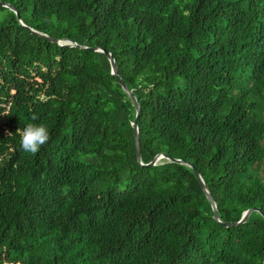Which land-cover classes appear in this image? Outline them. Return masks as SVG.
Here are the masks:
<instances>
[{"label":"trees","instance_id":"obj_1","mask_svg":"<svg viewBox=\"0 0 264 264\" xmlns=\"http://www.w3.org/2000/svg\"><path fill=\"white\" fill-rule=\"evenodd\" d=\"M91 48L142 163L182 164L140 165ZM188 164L222 223L264 212V0H0V264H264Z\"/></svg>","mask_w":264,"mask_h":264},{"label":"water","instance_id":"obj_2","mask_svg":"<svg viewBox=\"0 0 264 264\" xmlns=\"http://www.w3.org/2000/svg\"><path fill=\"white\" fill-rule=\"evenodd\" d=\"M4 7H7V8H10L12 10H14V8H11L10 6H8L7 4H3ZM17 14V18L18 20L20 21L21 25L26 27L27 30H29L32 34L38 36V37H41L49 42H52V43H55V44H59V45H65V46H70V47H77V48H80V49H83L84 47L82 46H79L77 43L73 42V41H66V43H64L63 41H60L58 39H55L53 37H50L46 34H42V33H39L35 30H33L32 28L26 26L24 24V22L21 20L20 18V15L16 12ZM90 50H93V51H100V52H103L104 54L107 55L109 61H110V64H111V67H112V74L115 75L120 83V85L122 86L123 90L129 95V97L131 98L132 102H133V105L135 106L136 108V119L134 121V131H135V138H136V151H137V159L140 163L141 166H155L158 164L159 161H161L162 159H167L171 162H174V163H179V164H182L183 161L182 160H179V159H172L170 158L168 155L162 153L158 156L155 157V159L145 165L142 163V159H141V148H140V135H139V125H138V120H139V117H140V106H139V103L136 99V97L134 96L133 92L127 87V85L123 82V80L121 79L120 75H119V72H118V68H117V65H116V61L114 59V57L112 56L111 53L103 50V49H100V48H91ZM189 167H192L193 170H194V173L197 177V179L199 180L207 198L209 199L210 203H211V206H212V209L214 211V219L223 224L225 227H236V226H239V225H243L247 222L248 218L250 217V215L253 213V212H258V213H261V215L263 216L264 218V212H262L259 208H251L247 211H245L241 217V219L236 222V223H231V222H226V223H222L219 219V216H218V211H217V206H216V202L212 196V194L210 193L205 181L203 180L202 176L200 175V173L198 172V170L192 165V164H188Z\"/></svg>","mask_w":264,"mask_h":264},{"label":"clouds","instance_id":"obj_3","mask_svg":"<svg viewBox=\"0 0 264 264\" xmlns=\"http://www.w3.org/2000/svg\"><path fill=\"white\" fill-rule=\"evenodd\" d=\"M33 120L37 119L35 116ZM20 135V144L23 151L35 155L50 139L48 127L43 124L28 123L23 129L17 130Z\"/></svg>","mask_w":264,"mask_h":264}]
</instances>
